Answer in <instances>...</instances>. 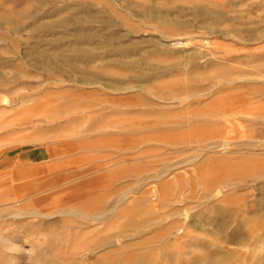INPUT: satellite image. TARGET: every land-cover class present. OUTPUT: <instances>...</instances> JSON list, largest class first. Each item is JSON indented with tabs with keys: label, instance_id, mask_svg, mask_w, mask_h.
I'll return each instance as SVG.
<instances>
[{
	"label": "rangeland",
	"instance_id": "374dc122",
	"mask_svg": "<svg viewBox=\"0 0 264 264\" xmlns=\"http://www.w3.org/2000/svg\"><path fill=\"white\" fill-rule=\"evenodd\" d=\"M141 1L0 0V264H264V0Z\"/></svg>",
	"mask_w": 264,
	"mask_h": 264
},
{
	"label": "bare ground",
	"instance_id": "6f19581e",
	"mask_svg": "<svg viewBox=\"0 0 264 264\" xmlns=\"http://www.w3.org/2000/svg\"><path fill=\"white\" fill-rule=\"evenodd\" d=\"M175 1H178V0H170L168 1V3H156L154 2L153 0H142L140 3L144 6V13H143V17L145 16H148L150 18V20L156 22V25H158L160 28H165V27H169V26H173V27H176L178 25H180V23L176 20H172V18H169V15L170 13H172V11L174 12V8L176 9L177 7L175 5H173L175 3ZM180 1H183L187 4H191L194 9L196 10H201V11H204V9H208L207 7V4L205 3L204 0H200V1H197V0H180ZM230 5V4H229ZM121 6V5H120ZM218 7H222L221 5H218ZM229 7V6H228ZM231 7V6H230ZM229 7V8H230ZM130 10V9H129ZM125 11V10H124ZM128 11V10H127ZM208 11V10H207ZM177 13L180 14L179 11L176 10ZM198 12V11H197ZM128 13V12H127ZM138 13V12H137ZM87 14V13H86ZM92 14V13H91ZM201 14V13H200ZM91 16V15H90ZM139 16V15H138ZM92 19V18H91ZM143 19V18H142ZM80 22V21H79ZM90 22V21H89ZM83 23V22H82ZM85 23V22H84ZM92 23V22H91ZM127 25V24H126ZM128 26V25H127ZM132 28V23L129 25V29ZM132 30V29H131ZM134 30V29H133ZM77 34V33H76ZM79 34V33H78ZM110 34H108V38H110ZM82 37V36H81ZM107 39V38H106ZM76 41V40H75ZM170 41V40H169ZM72 42V41H71ZM74 42V41H73ZM130 42V41H129ZM65 44V43H64ZM78 44V43H77ZM76 45V44H74ZM71 47V46H70ZM138 47V44L137 43H131V45L129 43L127 44H123V43H116V45L113 48L112 50V55L110 56L111 58L106 61L105 65L106 66H114V68H122V69H129V68H132L133 67V63H135L134 61H129V62H125V61H121L119 59H117V56L116 55H119L120 53H123L125 55H129L131 53V51H134L136 48ZM79 48V47H78ZM84 49V48H83ZM87 52V51H86ZM57 54V53H56ZM83 54V53H82ZM84 55V54H83ZM115 55V57L113 56ZM71 55L67 56H62L64 58V60H70ZM77 56V55H76ZM123 56V55H122ZM129 57V56H128ZM46 58V57H45ZM76 60V58H75ZM35 62V61H34ZM138 62V61H137ZM66 64V63H65ZM137 65V64H136ZM47 66V65H46ZM49 66V65H48ZM71 66V65H70ZM137 68V67H136ZM90 69V68H89ZM139 70V69H138ZM191 70V69H190ZM177 71V70H176ZM89 74H91L90 72H88ZM96 75H104V76H111L112 79L114 77H117V76H127L124 74V72H118L116 69H112V68H109V67H105L104 69L100 70L99 72H96L95 73ZM94 74V75H95ZM93 75V73H92ZM92 75H89V76H92ZM93 75V76H94ZM142 75H143V72H142ZM85 76V75H84ZM139 76V75H138ZM102 77V76H101ZM217 194H220V191H217ZM218 210V209H216ZM220 211V210H218ZM219 213V212H218ZM186 216V214H185ZM134 257V256H133ZM136 257V256H135ZM200 259V258H199ZM203 261H205V258L204 256L202 257ZM201 259V260H202ZM141 260V259H140ZM139 258H134L133 260V264H138L139 263ZM210 260V259H208ZM207 260V262H208ZM143 262V261H142ZM141 262V263H142ZM221 263V262H220ZM209 264H218L216 263L215 261L213 260H210L209 261Z\"/></svg>",
	"mask_w": 264,
	"mask_h": 264
}]
</instances>
